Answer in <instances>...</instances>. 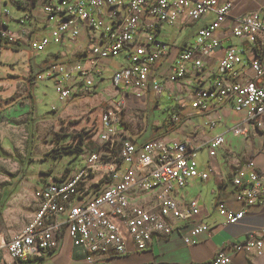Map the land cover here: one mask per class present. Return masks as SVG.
<instances>
[{"label": "built area", "instance_id": "built-area-1", "mask_svg": "<svg viewBox=\"0 0 264 264\" xmlns=\"http://www.w3.org/2000/svg\"><path fill=\"white\" fill-rule=\"evenodd\" d=\"M231 9L223 0H0V35L36 55L69 46L66 54H47L60 62L38 78L52 83L63 103L105 85L115 98L152 92L170 103L166 124L218 116L196 127L195 135L220 126L226 110L241 114L240 122L205 144L213 161L228 134L248 139L264 129V6L242 17H233ZM198 23L203 27L191 38L175 41L177 32ZM81 38L83 48L72 51ZM117 106L102 109L99 143L83 145L77 174L35 190L34 217L21 233L0 240V264H9L5 255L11 264L51 258L66 239L85 264H103L149 250L154 238L182 233L189 246L212 234L200 202L179 201L190 182L210 179L198 168L200 148L188 137L138 143L125 133ZM190 109L194 114H187ZM233 186L242 210L219 205L226 225L264 205V170L246 162ZM239 252L261 256L264 230L230 243L208 262L191 264H232L231 255Z\"/></svg>", "mask_w": 264, "mask_h": 264}, {"label": "rangeland", "instance_id": "rangeland-1", "mask_svg": "<svg viewBox=\"0 0 264 264\" xmlns=\"http://www.w3.org/2000/svg\"><path fill=\"white\" fill-rule=\"evenodd\" d=\"M14 17L20 11L10 8ZM203 27L198 23L184 32L169 29L176 33V42L191 38L194 33ZM179 34V35H178ZM81 38L72 51L77 47L83 48ZM24 50L13 52L0 50V235L7 231V240L11 236L21 233L32 219L29 211H34V192L44 184L76 175L81 166L84 155L80 154L83 145L98 144L102 109L109 103L118 104V117L122 122L125 133L138 143H146L161 135L167 126L164 120L167 117L170 103L166 98L158 101L153 93H146L145 98L129 95L125 98H115L112 90L106 85L98 87L95 95L73 98L70 101L60 102L55 93L53 84L38 81L35 86V107L29 101V92L25 78L29 74V60L34 58L38 68H45L60 61L50 59L48 53L66 54L68 47L50 48L47 54L33 56L27 45H21ZM118 60L113 62L117 65ZM108 88H111L109 86ZM190 111H194L190 109ZM221 124L210 136L225 132L226 128L241 121V114L226 110L219 114ZM218 118L194 117L182 124L186 134L180 137L175 133L173 137L185 138L188 133L197 131L209 120ZM197 130H193L194 127ZM264 130V129H263ZM181 131V132H182ZM261 130H258L259 132ZM255 133V132H254ZM151 136V137H150ZM154 137V138H153ZM252 135H249V142ZM151 138V139H150ZM153 138V139H152ZM228 143L233 144V151L243 156V143L246 138L226 136ZM104 148V147H103ZM100 152L102 146H99ZM207 161V154H199L197 160ZM4 222V223H1ZM10 228V229H9Z\"/></svg>", "mask_w": 264, "mask_h": 264}, {"label": "crops", "instance_id": "crops-1", "mask_svg": "<svg viewBox=\"0 0 264 264\" xmlns=\"http://www.w3.org/2000/svg\"><path fill=\"white\" fill-rule=\"evenodd\" d=\"M223 1L232 5L231 15L233 17L247 16L264 6V0ZM192 113V111L187 110V114ZM183 127L177 131V134H179L178 137L186 134L183 132ZM195 128L196 126L193 130ZM208 133H212V131ZM251 135L250 143L247 142L249 139H245L243 143L241 142L245 151L243 156L236 155L233 151L234 149H232L234 141L228 143L226 139L225 146L213 161H210L208 158L205 144L214 136L207 135V133L204 135H195L194 131L185 136L192 140L197 148H200L198 157L199 154L204 152L207 154V161L203 159L198 160V168L203 172L209 171L210 179L206 183L199 181L190 182L189 186L180 194L179 201L183 204H189L198 200L205 208L203 220L212 227V234H202L192 239V244L189 246L184 243L182 233H174L168 238H154L149 250L138 254L118 257L103 264L205 263L212 260L219 251L225 249L230 243L244 242L250 234L264 230V205L247 210L243 220L235 225H226V219L218 211L219 205H223L225 208L234 212H240L242 210V204L237 199L238 190L233 186V180L239 166L244 165L248 161H252L258 169L264 170V130L255 133L252 132ZM35 210L36 207H34L33 212L29 211L30 216L27 218L31 219L32 217L33 219ZM1 216L2 214L0 215V219ZM7 231L9 230H5L0 235L1 241L7 240L5 238V235L8 234ZM14 235L16 236V234ZM11 237L13 238L14 236ZM227 252L229 253L228 250ZM4 257L9 264L12 263V260L8 256L5 255ZM231 260L232 264H264V252L261 256H258L254 252H239L231 255ZM27 264L85 263L83 261V255L76 251L70 241L66 239L61 243L58 252L53 257Z\"/></svg>", "mask_w": 264, "mask_h": 264}, {"label": "trees", "instance_id": "trees-1", "mask_svg": "<svg viewBox=\"0 0 264 264\" xmlns=\"http://www.w3.org/2000/svg\"><path fill=\"white\" fill-rule=\"evenodd\" d=\"M0 50H9V51H13V52H21L24 50V47L21 45H14L12 43H9L0 35ZM33 56L35 57L36 54L33 53ZM33 60H34V58H32V57L29 60V74H28V77L25 78V81H26L28 92H29V98H27V99H29V101L31 102V106L35 107V103H36V101H35L36 100V98H35V86L38 82L39 76L43 72H45L47 70V68L50 67V65L45 67V68H38L34 64ZM181 125H182V123H179V124L168 123L167 126L164 127V130L161 133V135H157V137H155V138L153 137L154 139L153 138L152 139L155 140V139H158L161 137L173 136V134L180 129ZM80 151L82 152V147H81ZM1 211L2 210H1V206H0V215L2 213Z\"/></svg>", "mask_w": 264, "mask_h": 264}]
</instances>
